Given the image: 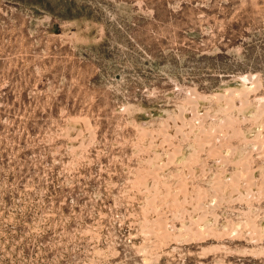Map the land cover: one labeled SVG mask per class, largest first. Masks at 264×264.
I'll list each match as a JSON object with an SVG mask.
<instances>
[{
	"label": "rangeland",
	"instance_id": "rangeland-1",
	"mask_svg": "<svg viewBox=\"0 0 264 264\" xmlns=\"http://www.w3.org/2000/svg\"><path fill=\"white\" fill-rule=\"evenodd\" d=\"M0 264H264V0H0Z\"/></svg>",
	"mask_w": 264,
	"mask_h": 264
},
{
	"label": "bare ground",
	"instance_id": "bare-ground-1",
	"mask_svg": "<svg viewBox=\"0 0 264 264\" xmlns=\"http://www.w3.org/2000/svg\"><path fill=\"white\" fill-rule=\"evenodd\" d=\"M71 118H72V116H71ZM76 118V117H75ZM78 118V117H77ZM83 120V118H81V121ZM83 122V121H82ZM212 138V137H211ZM216 138V137H215ZM208 139V138H207ZM208 141V140H207ZM216 141V140H215ZM222 182V181H221ZM225 183V182H224ZM223 183V184H224ZM220 185H222V184H220Z\"/></svg>",
	"mask_w": 264,
	"mask_h": 264
}]
</instances>
